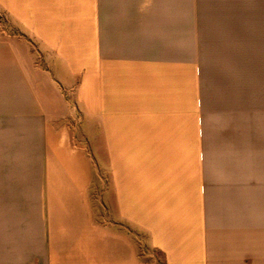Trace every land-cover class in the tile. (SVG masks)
<instances>
[{
    "label": "crops",
    "instance_id": "0c3cea01",
    "mask_svg": "<svg viewBox=\"0 0 264 264\" xmlns=\"http://www.w3.org/2000/svg\"><path fill=\"white\" fill-rule=\"evenodd\" d=\"M155 252L264 264V0H0V264Z\"/></svg>",
    "mask_w": 264,
    "mask_h": 264
},
{
    "label": "rangeland",
    "instance_id": "374dc122",
    "mask_svg": "<svg viewBox=\"0 0 264 264\" xmlns=\"http://www.w3.org/2000/svg\"><path fill=\"white\" fill-rule=\"evenodd\" d=\"M147 250L146 248H144V251ZM154 261L156 262V264H163V258L162 255L160 253H154Z\"/></svg>",
    "mask_w": 264,
    "mask_h": 264
}]
</instances>
